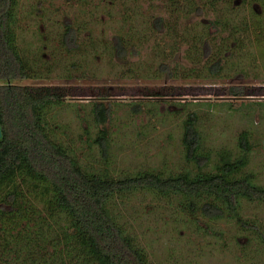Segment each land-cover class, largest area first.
Masks as SVG:
<instances>
[{"label": "rangeland", "instance_id": "rangeland-1", "mask_svg": "<svg viewBox=\"0 0 264 264\" xmlns=\"http://www.w3.org/2000/svg\"><path fill=\"white\" fill-rule=\"evenodd\" d=\"M13 13V44L29 72L20 84L63 97L45 109L47 128L86 170L110 178L216 173L222 155H246L236 177L264 187V0H14ZM68 26L76 30V49L65 44ZM163 62L174 76L160 68ZM99 103L109 109L104 125L94 111ZM192 118L210 158L202 169L184 157V124ZM103 127L106 156L96 143ZM242 132L250 137L247 154ZM17 183L23 214L36 220L40 213L49 223L43 183ZM195 202L199 209L191 213L181 195L137 190L112 197L108 208L148 264H264L256 231L227 213L204 216L206 203L222 205L213 197ZM238 215L264 235V201L241 199ZM34 223L32 237L40 230ZM26 234L22 244L9 240L8 250L0 248V264H32L35 248L42 258L44 242L26 247Z\"/></svg>", "mask_w": 264, "mask_h": 264}, {"label": "trees", "instance_id": "trees-1", "mask_svg": "<svg viewBox=\"0 0 264 264\" xmlns=\"http://www.w3.org/2000/svg\"><path fill=\"white\" fill-rule=\"evenodd\" d=\"M13 11L14 0H0L2 250H8L7 244L10 241L17 245L22 244L19 241L21 234L28 233L32 237L30 223L35 221V226H32L40 227V230L35 232L36 236L32 237L30 244L24 246H32L36 241V246H39L42 240L44 255L40 261L35 255L39 256L41 252L35 248L32 255H28L34 259L32 264H148L144 252L133 244L108 208L112 197L137 190L181 195L189 201L191 213L199 209L195 202L198 197H213L222 205L215 202L206 203L200 207L204 216L222 218L227 213L236 218L242 228L256 231L264 240V235L257 225L238 215L241 199L264 201V187L257 185L250 176L236 177L248 164L246 155L234 160L228 155H222L216 164V173L200 171L194 175L184 172L163 176L158 172L145 171L136 175L110 178L90 172L79 164L66 148L53 140L44 116L45 109L62 103L63 97L51 92L37 95L28 86L20 84L29 78V72L13 44ZM156 23V26L161 28L162 22L157 20ZM72 27H67L64 39L67 47L76 49L77 34ZM117 51L118 54L124 52L121 44H117ZM160 65L161 69L168 70L167 72L174 76L167 62ZM230 94L245 95L240 89H231ZM135 106L138 107L139 104ZM94 109L100 123L105 124L109 109L102 103L96 104ZM107 138L108 132L103 127L96 143L105 156ZM182 143L187 162L194 163L200 169L208 164L210 158L203 151L202 135L194 118L184 124ZM239 146L245 154L250 152V137L247 132H242L239 136ZM18 179L22 182L36 180L43 183L46 193L43 192L40 201L47 205L44 208L49 213V223L40 213L36 220L31 217L34 215L27 217V214H23L26 207L23 206L24 201L19 203L18 197L22 199V192L18 188ZM49 192H52V197L45 199L44 195ZM18 215L20 218L16 220ZM55 231L56 237H52L51 233Z\"/></svg>", "mask_w": 264, "mask_h": 264}, {"label": "water", "instance_id": "water-1", "mask_svg": "<svg viewBox=\"0 0 264 264\" xmlns=\"http://www.w3.org/2000/svg\"><path fill=\"white\" fill-rule=\"evenodd\" d=\"M2 139V128H1V124H0V141Z\"/></svg>", "mask_w": 264, "mask_h": 264}]
</instances>
